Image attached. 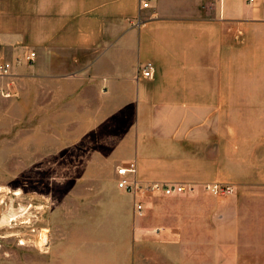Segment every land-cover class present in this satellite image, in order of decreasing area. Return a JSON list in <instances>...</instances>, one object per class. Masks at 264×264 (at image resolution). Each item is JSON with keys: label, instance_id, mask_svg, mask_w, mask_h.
Wrapping results in <instances>:
<instances>
[{"label": "crops", "instance_id": "obj_1", "mask_svg": "<svg viewBox=\"0 0 264 264\" xmlns=\"http://www.w3.org/2000/svg\"><path fill=\"white\" fill-rule=\"evenodd\" d=\"M147 1L0 4V66L10 64L0 86L41 99L31 114L42 153L79 148L81 179L118 180L134 162L130 179L185 184L134 196L116 181L121 250L93 264H264V0H205L189 13ZM147 62L150 77L139 73Z\"/></svg>", "mask_w": 264, "mask_h": 264}, {"label": "rangeland", "instance_id": "obj_2", "mask_svg": "<svg viewBox=\"0 0 264 264\" xmlns=\"http://www.w3.org/2000/svg\"><path fill=\"white\" fill-rule=\"evenodd\" d=\"M204 2L178 0V10H202ZM33 105L41 106V99L24 91L0 96V264H93L105 247L120 251L126 206H109L121 199L117 178L78 177L85 163L73 146L42 156L41 113L33 116ZM33 119L36 130L29 125ZM106 234L118 242L106 244Z\"/></svg>", "mask_w": 264, "mask_h": 264}, {"label": "built area", "instance_id": "obj_3", "mask_svg": "<svg viewBox=\"0 0 264 264\" xmlns=\"http://www.w3.org/2000/svg\"><path fill=\"white\" fill-rule=\"evenodd\" d=\"M249 3H254L256 0H247ZM139 6L141 8H146L148 6L147 0H139ZM264 8V4H263ZM34 52H30L27 56V60H32L34 56ZM10 68V64L8 62L3 63L0 66V76H8V70ZM153 66L150 62H147L141 66H139V73L141 76L150 77L152 75ZM0 95L10 96L11 93L9 91H5L3 87L0 86ZM135 168L134 162H130L128 166H118L116 168V174L118 176L117 186L120 189H123L126 192L132 193L134 196L139 195H154L163 193L166 195H170L173 193H179L185 190L186 186L183 183L177 182H141L136 179H130L127 176V173H133ZM189 189L192 186L188 187ZM205 188L210 191L212 194L216 195H225L232 191V187L225 184H205ZM135 211L141 212L143 209V205L141 200L135 201ZM158 230V229H156Z\"/></svg>", "mask_w": 264, "mask_h": 264}, {"label": "bare ground", "instance_id": "obj_4", "mask_svg": "<svg viewBox=\"0 0 264 264\" xmlns=\"http://www.w3.org/2000/svg\"><path fill=\"white\" fill-rule=\"evenodd\" d=\"M0 190H1V188H0Z\"/></svg>", "mask_w": 264, "mask_h": 264}]
</instances>
